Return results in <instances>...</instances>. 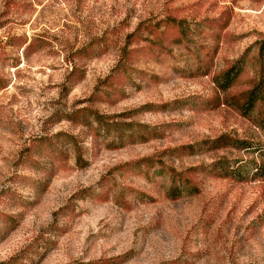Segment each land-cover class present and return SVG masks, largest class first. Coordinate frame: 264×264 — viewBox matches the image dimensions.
Masks as SVG:
<instances>
[{
  "label": "rangeland",
  "instance_id": "1",
  "mask_svg": "<svg viewBox=\"0 0 264 264\" xmlns=\"http://www.w3.org/2000/svg\"><path fill=\"white\" fill-rule=\"evenodd\" d=\"M263 41L264 0H0V264H264V178L172 197L167 171L250 158L182 146L264 142L234 102Z\"/></svg>",
  "mask_w": 264,
  "mask_h": 264
},
{
  "label": "trees",
  "instance_id": "2",
  "mask_svg": "<svg viewBox=\"0 0 264 264\" xmlns=\"http://www.w3.org/2000/svg\"><path fill=\"white\" fill-rule=\"evenodd\" d=\"M173 27L174 24L171 26V28ZM223 27L224 25L222 28ZM166 32H168V30ZM140 34L141 28L138 27L133 32L129 33L125 40L127 39V42L135 43L137 42L136 38L140 39ZM139 41L142 42L143 40L140 39ZM180 41L181 40H178V42ZM140 48L141 46H139V48L136 50H139ZM215 48H217V46ZM160 49L165 50L166 53L169 50L168 46L165 44H161ZM123 51L125 53L126 50ZM214 53L215 50H207L204 53V56L200 57L197 55V58L195 59L196 65L189 75L198 76L209 74L212 67ZM260 54L264 56V41L261 42L260 45ZM236 64H238L236 68L230 67L222 72L220 76H218V78H220V80L217 82L219 90L226 92L232 86L233 81L237 78L243 66V63L241 64L240 60H237ZM240 95L241 96H234V102L240 107V109H242V112H244L246 116L251 115L253 111L258 110L257 114L261 115V119L257 123L258 126L264 130V66H262V75L260 79L253 83L251 89L244 91L242 94L240 93ZM239 97L242 98L238 100ZM228 149L236 150L240 153L242 152L246 155H249L250 158H222L212 162L208 166L200 165L189 168L186 172H179L171 168L167 170L172 180V188L168 194L172 197H176L181 193V188H191V176H194L198 173L208 174L213 178H231L237 182H245L248 180H258L264 178V142L222 135L201 141L197 145L179 147L176 149V152H178L179 155H192ZM147 164L150 165L151 163L148 162Z\"/></svg>",
  "mask_w": 264,
  "mask_h": 264
}]
</instances>
